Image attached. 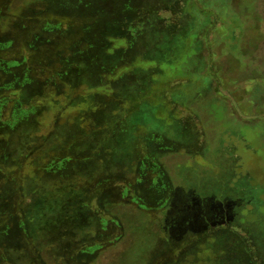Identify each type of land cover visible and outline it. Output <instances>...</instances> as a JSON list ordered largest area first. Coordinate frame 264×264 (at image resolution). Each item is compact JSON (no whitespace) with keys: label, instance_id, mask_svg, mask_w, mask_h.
I'll use <instances>...</instances> for the list:
<instances>
[{"label":"rangeland","instance_id":"1","mask_svg":"<svg viewBox=\"0 0 264 264\" xmlns=\"http://www.w3.org/2000/svg\"><path fill=\"white\" fill-rule=\"evenodd\" d=\"M0 43V264H264V0H0Z\"/></svg>","mask_w":264,"mask_h":264},{"label":"trees","instance_id":"2","mask_svg":"<svg viewBox=\"0 0 264 264\" xmlns=\"http://www.w3.org/2000/svg\"><path fill=\"white\" fill-rule=\"evenodd\" d=\"M0 47H3V43H0ZM0 68L2 69V72L3 73H9V74H12L13 72L11 71L12 67H15L17 65H20L22 62L21 61H17L15 59H3V60H0ZM15 80H7L5 83H3L2 85H0V89H11L14 87L15 85ZM24 80H22L21 83H23ZM12 99V97L10 98L9 97V94H3L1 95L0 97V120L2 115H3V109L6 107L8 101ZM15 104H13V113H12V116H11V119L9 117L8 119V122H6L7 124L9 122H11L12 124L14 123V121L16 119H20L22 118V116L24 117L27 113H28V110H25V111H20V106H19V103H20V99H12Z\"/></svg>","mask_w":264,"mask_h":264}]
</instances>
